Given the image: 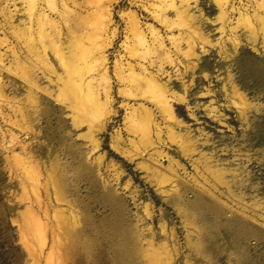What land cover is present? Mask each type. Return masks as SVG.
<instances>
[{"label": "rangeland", "instance_id": "374dc122", "mask_svg": "<svg viewBox=\"0 0 264 264\" xmlns=\"http://www.w3.org/2000/svg\"><path fill=\"white\" fill-rule=\"evenodd\" d=\"M0 1L16 13L13 24L23 27L27 19L21 2ZM97 1L83 2L81 12L88 14ZM135 1L117 0L112 5L110 29L115 32L106 54L114 102L107 124L95 132L97 147L83 135L90 120L84 117L80 126L73 123L56 74L35 64L42 89L32 88L13 72L16 64L10 44L1 48L5 55L0 63V264H51L48 255L54 264H264L262 38L249 39L250 32L240 26L235 31L239 43H225L215 0L190 2L187 13L196 30L183 26L184 17L177 20L171 8L166 15L174 27L169 22L160 24L141 6L146 0ZM247 2L234 0L235 6ZM127 12L135 13L147 37L151 35L148 24L160 30L176 63L156 53L152 57L163 64L161 80L175 95L171 103L178 120L174 122L160 115L147 97L128 99L118 92L125 85L114 75L115 60L127 59L125 42L131 44ZM231 16L229 26L235 25L238 13ZM60 24L64 39L65 26ZM3 31L11 45L22 46L8 29L0 28V36ZM170 35L179 36L181 51ZM48 55L53 57L51 52ZM53 63L61 73L56 60ZM142 63L157 72L156 65ZM141 103L154 109L163 127V141L156 140L155 147L145 148L136 128L143 113ZM128 112L135 119H125ZM169 128H174V135ZM116 133L129 156L113 147ZM26 159L37 166L30 177L22 169ZM37 187L39 199L34 193ZM27 207L41 216L48 211L43 216L47 225L39 234L46 239L32 236L33 223L23 218ZM59 210L67 215L65 220L59 218Z\"/></svg>", "mask_w": 264, "mask_h": 264}, {"label": "bare ground", "instance_id": "6f19581e", "mask_svg": "<svg viewBox=\"0 0 264 264\" xmlns=\"http://www.w3.org/2000/svg\"><path fill=\"white\" fill-rule=\"evenodd\" d=\"M9 1H12V4L14 5L16 3V0ZM19 1L23 6L24 11H22L26 15L25 17L27 19H23V27H21L20 24V27H18V24H13L14 15L16 13L13 12V9H7L8 3L2 7V1H0V14L1 16H3V21L0 20V28H3V30H10V33L13 35L12 38L14 37L16 39L15 41L18 40L22 44V46H20V43H18L20 47L11 45V41L8 37L9 35L7 36L3 31V35L0 36V63H2L3 57L5 55V53L1 51V48L5 45L10 44L8 48L13 54L16 64L13 72L19 75L20 78L24 79L25 82L30 85V87L32 86L33 88V86H36L39 89L41 88L37 84V74L34 73V68L37 66L35 64H39V66L42 64L41 66L44 68V70L49 73L56 74L57 80L59 81L57 83H60L62 85L61 88L58 87V89H62L60 93H63L64 89V94H66V99L68 100V107L73 112V114L71 113V116L73 117V123L75 122V124L80 126L83 123L84 117L90 120L91 123L88 125V130L83 135L85 138L87 137L95 147H97L99 143L95 137V132L101 131L107 124L108 119L111 116L113 107L112 105L114 102L113 84L109 71L108 57L106 52L113 42L115 29H110V25L113 22L112 5L117 0H98L94 5V9L92 11L90 10L91 12L88 10V13V11L86 10L88 13L86 15L81 12L80 7H83V5L87 4L89 0H79L80 2L78 0ZM191 1L193 0H146L147 4L145 5L143 2H141V6L148 11L150 10L152 18L157 20L160 24L167 25V23L169 22V27H174L173 25L175 24L172 23L171 20H169L170 17L168 18L166 12L170 8L174 9L176 11L177 20L178 16L179 18L182 16L184 17L180 19L181 22L179 20V22L183 24V26L196 30L197 27L192 26V18H190L187 13ZM215 1L219 7V13L216 19H218L221 23L219 29L222 32L225 31V43L226 41L235 44L239 43V38L238 35L235 34V31L241 26L243 28H246L250 32L249 34L251 35L248 37L249 39L256 40L258 37H261V43H263L264 45V0H253L254 3H250V1L252 0H248L247 3H242L240 6H235L234 0ZM69 2H72V4H69ZM83 2L86 3L83 4ZM136 2L137 0L135 1V3ZM234 12L238 13V17L235 20V25L233 24V26H229L231 22L230 17H232L231 15ZM51 13L60 16L63 22L61 20H55L51 16ZM127 14L129 15L128 21L130 24L128 26V32H130L131 34L129 40L131 41V44L127 45V42H125V49L128 48L129 50L127 59L126 57H120L118 60H115L114 75L117 78L118 83L121 82L125 85V87L122 85L123 87L120 88L118 92L124 94L125 96H128V99L136 97H147L149 102H151L152 105L155 106V108L161 113L160 115H162L164 118L173 120L174 122V120H178L171 103L174 94L170 91L168 84L161 80L160 75L165 72L163 64L155 58H152L153 54L156 53V55L159 54L163 56L164 61L167 60L169 63L174 64V61L169 53L170 50L168 51L165 46V38L162 36V34H160V30L152 24H148L146 26L149 30V33L151 34L150 38L147 37L145 29L142 26L141 22H139V19L136 18L135 13L127 12ZM60 23H63L65 26L66 35L64 39H62L64 36V32L62 31L63 26ZM179 25L177 24L178 27ZM228 26L229 29H227ZM227 30L230 31V35H227L226 37ZM199 32L200 31L198 30L196 33L199 34ZM197 34L195 35L196 37H198L201 33L199 35ZM189 36L191 37V35H188V38ZM169 39L173 41V45L176 47V49L179 48V51L182 50V48L180 50V46L178 47L179 41H177V39L179 40V36L177 38V36L170 35ZM203 39L204 42L209 43V38H207V36H205ZM191 40H194V38H192ZM190 42L187 44L190 45ZM194 44L195 43H192V45L188 48L190 52H193ZM21 49L23 51H26L24 59L20 57ZM186 51L185 54H188V52L186 53ZM49 52H51L53 57L48 55ZM33 58L36 63L34 62ZM156 58H159V56ZM53 59L54 61L56 60V62L59 64V67L62 70L61 73H58L60 71H58V67L54 65ZM131 60H134L135 62H132ZM146 60L149 62V65L157 66L156 73L151 72V70L148 71L147 66L142 63ZM137 66L139 70H137ZM167 74L169 75V73ZM234 91L237 95L241 96V94L237 90ZM63 98L64 97H62V99ZM139 107L141 108V111L143 113L141 114V117L138 116L140 117V119L138 118L139 120L136 119L139 122H137L138 125L135 124V126L137 125L136 128L139 129V133L141 135L140 137L143 139L144 147H155L156 140H158V143L163 141V127L156 120L157 115L153 111L154 109H151L148 106H144L143 103H141ZM136 108L137 107H133V110H135ZM132 114L133 113L130 112L128 114L129 116H126L127 118L125 119H135L132 118ZM134 114L136 113L134 112ZM133 117L137 116L135 115ZM131 122L134 124L135 120H131ZM131 122L130 127H132L133 125ZM173 129L169 128L168 133L170 135H174L175 132L173 131ZM153 134H155L156 139L153 138ZM113 140V147L120 151L123 155L129 156V153L122 150V147L119 144L123 140L118 133L115 134ZM181 147L184 151H186L187 148L185 146ZM156 153L160 154L161 151L157 149ZM30 159H26L23 161V163H21L23 167L22 169H24L25 174H29V177L36 171V165ZM98 159L100 158L98 157ZM168 169L175 173L173 168ZM173 177L174 176H172L170 179H172ZM205 190H207V192L209 191L207 188H205ZM163 191L165 190L163 189ZM34 193L39 199L40 196L38 187L34 188ZM57 197L60 198V195ZM60 200L61 199H59V201ZM47 212V210H44V215L47 214ZM57 212L61 213V215H59V218L61 217L62 220L66 219L67 215H64L62 213L63 211L59 210ZM39 213L31 207H27L24 215H22L24 219L32 221L33 226L31 234L35 238V240H44L45 237L43 238V235L41 234L42 238L40 239L39 234L42 233L43 229L47 225V222L43 217L44 215L41 216ZM55 219L58 218L56 217ZM21 232L23 235L21 237H25L23 234L24 231L21 230ZM45 235L46 234H44V236ZM49 252L53 253L50 250ZM33 253L35 254V252ZM165 253L166 252L164 251V254ZM48 256H46V258H48L49 260L47 262L54 264V259L49 258L52 256Z\"/></svg>", "mask_w": 264, "mask_h": 264}]
</instances>
